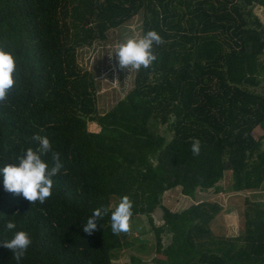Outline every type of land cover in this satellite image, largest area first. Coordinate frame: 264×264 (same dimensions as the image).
<instances>
[{
	"label": "trees",
	"instance_id": "obj_1",
	"mask_svg": "<svg viewBox=\"0 0 264 264\" xmlns=\"http://www.w3.org/2000/svg\"><path fill=\"white\" fill-rule=\"evenodd\" d=\"M256 8L264 0H0V48L17 62L15 86L0 102V168L35 149L37 133L63 164L44 204L6 191L0 173V243L14 231L32 239L19 262L0 246V264H113L114 251L147 234L151 264H264L262 200L246 196L242 229L227 237L210 228L223 206L196 197L223 193L226 173L234 194L264 183V23ZM140 12L142 37L155 30L164 41L153 45L157 60L98 113L96 77L79 65L78 49ZM44 159L52 165L51 153ZM175 187L194 203L172 212L163 196ZM125 195L131 221L150 227L132 242L133 227L111 230ZM99 207L110 211L88 235L82 226Z\"/></svg>",
	"mask_w": 264,
	"mask_h": 264
},
{
	"label": "clouds",
	"instance_id": "obj_2",
	"mask_svg": "<svg viewBox=\"0 0 264 264\" xmlns=\"http://www.w3.org/2000/svg\"><path fill=\"white\" fill-rule=\"evenodd\" d=\"M162 37L155 31H148L143 37L128 38L118 45L116 57L121 69L140 70L148 69L156 60L153 53V45H162ZM17 70V62L12 53L0 48V102L7 99L8 94L15 86L14 74ZM43 129H41V133ZM32 140L37 144L35 149L27 148L19 157L16 163L7 164L0 168L4 177V188L10 193L22 195L23 199L34 204L39 201L44 204L52 196L54 177H56L63 164L60 162V154L53 151L50 139L47 135L34 134ZM191 151L199 155L201 145L199 140L192 143ZM51 153L52 165L44 159ZM133 202L128 196L121 197L119 203L111 211V230L113 234L120 235L128 233L131 228ZM108 207H99L92 211L82 226L84 233L92 235L97 230L98 221L108 215ZM9 231L16 229V224L8 221L5 225ZM32 245V239L26 231H14L11 239L0 243L9 249L17 262L27 253Z\"/></svg>",
	"mask_w": 264,
	"mask_h": 264
},
{
	"label": "rangeland",
	"instance_id": "obj_3",
	"mask_svg": "<svg viewBox=\"0 0 264 264\" xmlns=\"http://www.w3.org/2000/svg\"><path fill=\"white\" fill-rule=\"evenodd\" d=\"M255 13L264 23V10L256 8ZM142 37V14L141 12L131 18L128 22L109 31L107 37L102 41H96L89 47L78 49L77 60L83 69L90 70L96 77V107L98 113H103L111 108L118 100L123 99L133 85L135 71L134 69H121L118 58L115 56L118 45L125 42L128 38L139 39ZM87 128L96 131L95 123L88 122ZM158 130L163 132V126H159ZM230 173H226L223 185L225 190L221 194L196 193L198 200L216 201L223 206V209L210 223L213 233H224V236L233 237L238 233L242 219V210L245 207L244 200L246 196L251 199L262 200L264 202V183L259 190H252L245 193L237 194L232 192L230 185ZM235 197H233L232 196ZM191 198L181 194L180 187L167 191L163 196V204L172 212L180 211L193 204ZM156 223H161L160 214L154 215ZM131 227L135 229L127 236L128 242L139 233L149 230L147 220L142 217H136L131 221ZM223 230L219 231V228ZM225 227V229H224ZM147 239L143 243H134L133 248L122 249L115 254L113 264H151L150 258L153 256V249L150 242L151 236L147 234ZM117 253V254H116ZM140 259L138 262L132 261L133 257Z\"/></svg>",
	"mask_w": 264,
	"mask_h": 264
},
{
	"label": "crops",
	"instance_id": "obj_4",
	"mask_svg": "<svg viewBox=\"0 0 264 264\" xmlns=\"http://www.w3.org/2000/svg\"><path fill=\"white\" fill-rule=\"evenodd\" d=\"M261 10H263V9H261ZM234 198H235V197H234ZM241 223H242V221H241ZM241 223H240V225H239V226H240V228L238 229V233H237L236 235H238V234H239V232H240V231H241V229H242V228H241V226H242V225H241ZM224 229H225V227H224ZM212 230H213V229H212ZM220 230L222 231V230H223V228H222V227H221V228H219V231H220ZM224 233H226V232H224ZM224 233H221V234H222V235H225ZM236 235H235V236H236Z\"/></svg>",
	"mask_w": 264,
	"mask_h": 264
}]
</instances>
